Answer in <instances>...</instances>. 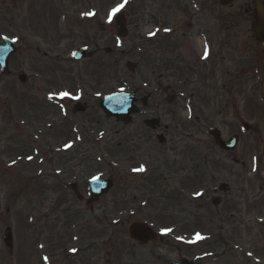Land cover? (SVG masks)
<instances>
[{"label": "rangeland", "instance_id": "1", "mask_svg": "<svg viewBox=\"0 0 264 264\" xmlns=\"http://www.w3.org/2000/svg\"><path fill=\"white\" fill-rule=\"evenodd\" d=\"M118 3L120 0H0V37L8 36L17 42V52L10 58L12 76L9 81L0 79V98L12 95L10 116L14 123L20 125L23 120L22 124H26L28 120L37 131L44 121H49L69 129L70 123L63 122L65 118L61 117L52 98L43 95L59 88L55 83L58 66L48 61L54 59L55 53L62 57L64 71L62 78L57 80L61 82L62 91L56 93L55 98L73 88L86 97L83 101L87 106L83 113L73 116L77 126H84L83 131L79 129L76 133L75 146L67 147L69 140L74 139V132L54 131L48 133L47 143L39 145L44 151L30 155L29 150L30 156L21 159V154L15 153L21 151L25 155L27 148L17 150L16 144L18 149L24 144L23 138L18 136L13 141V156L0 162V264L37 263L39 249L33 244L44 217L59 218V225L67 222L68 227H77L69 230L70 236L64 233L69 239L77 238L78 227L87 224L93 238L95 264H102L101 259H105L106 264H165L180 253L166 243L154 242L139 247L127 239L124 228H110L107 221L108 226L98 224L102 216L109 222L127 217L144 220L160 237L173 241L172 244L182 240L190 245L196 243V256L206 245L207 251L226 252L229 259L226 264H264V121L259 112H253L257 135L240 141L234 152L237 165L230 154L208 150L204 175L196 171L198 160L191 159L186 169L189 181L185 178L174 183V176L166 175L165 163L155 154L150 155L147 143L139 141L147 155L138 160L148 159L155 172L150 177H136V180L123 183L117 181L119 149L109 146L112 145L110 139L119 142L120 124L104 117L98 100L113 92L129 91L142 82L133 78L125 67L127 61H135V32L129 30L126 38L120 39L115 35L113 18L116 15L111 21L108 19L110 10ZM58 8L63 10L62 16H53L52 11ZM77 24L93 28L79 30ZM94 41L99 44V52L91 66L79 63L73 68L66 62L78 47L92 50ZM134 72H140V68ZM20 73L26 76L24 84L17 79ZM64 98L62 116L66 111L70 115L72 106L67 102L69 98ZM170 114L165 115L173 120L174 129L168 137H174L175 131L181 133L175 124L183 120L184 113ZM161 119L165 121L166 118ZM22 131L26 129L21 128ZM260 137L263 140L260 141ZM252 139L253 144H250ZM63 149L67 151L55 152ZM125 172L124 169L121 175ZM110 175L114 176L115 185L94 204V213L86 212L84 204H50L74 201L68 188L72 182L77 183L85 200L88 181L94 176ZM220 182L228 184L230 191L219 193L217 185ZM197 193L202 198L198 199ZM215 197L221 201L217 206L211 204ZM92 217H97L96 222ZM5 228H10L12 233L11 254L1 240ZM197 234L202 238L197 239ZM102 242L105 244L101 245Z\"/></svg>", "mask_w": 264, "mask_h": 264}, {"label": "flooded vegetation", "instance_id": "2", "mask_svg": "<svg viewBox=\"0 0 264 264\" xmlns=\"http://www.w3.org/2000/svg\"><path fill=\"white\" fill-rule=\"evenodd\" d=\"M263 1L127 0L120 12L126 29L133 30L137 36L133 41L137 52L133 70L129 71V74L142 82L129 90L133 92L137 113L132 115L129 123L118 122L120 172L126 170L125 174L121 175L122 183L129 179L136 180V177H150L155 172L148 159L138 160L140 156L147 155L146 148L142 147L139 141L147 143L150 155L155 154L165 163L166 175L174 176L172 179L174 183H179L185 178L189 181L186 169L191 159L198 160L196 171L204 175V161L208 158L205 157V153L208 150L211 152L216 149L222 154H230L233 163L238 164L234 154L238 144L257 135L258 125L253 122V112H259L264 121V42L255 37L253 29L256 6ZM120 3H124V0H120ZM62 11L60 8L53 10V16H62ZM84 25L76 26L79 30L93 28L91 25ZM101 28L103 32V25ZM4 37L8 36H1L0 41ZM59 42L60 39L55 42L57 47ZM91 44L94 51L92 57L76 61L70 56L66 62L72 64L73 68L79 63L91 66L94 63L93 58L99 52L97 41ZM205 45L209 50L207 57L204 55ZM12 56L13 54L8 58L6 71L0 70V79L9 81L12 76L10 61ZM43 57L45 58V54ZM48 61L58 66L55 83L59 88L55 89L56 92H47L43 95L52 98L50 100L54 101L61 117L65 118L63 122L70 123L69 129L62 124L58 126L49 121H44L37 131L35 126L29 125L28 120L26 124H22L23 120L20 121V125L15 124L10 116L12 95H4L0 98V162L13 156V141L18 136L23 138L24 144L19 149L16 144L17 150L27 148L24 151L27 152L25 155L21 151L15 153L21 154V159L29 155V150L30 155H39L40 150L44 151L39 145L42 142L47 143V135L50 132L61 133L65 130L74 132V139L69 140V147L76 145V133L84 126H77L73 116L87 109L83 101L86 97L81 95L80 91L70 88L68 92L71 93V98L67 99V102L72 104L71 112L68 111L70 115H67L66 111L62 116L65 98L60 96L56 99L55 94L62 91L61 82L57 80L58 77L61 79L64 73L61 68L63 60L55 53L54 59ZM138 67L140 72L135 73ZM24 77L23 84L27 81L25 75ZM1 86L0 83V90ZM75 106L83 110L78 111ZM178 112L184 113L183 120L178 122L180 125L175 124L181 129V133L175 131L174 137H168L174 127L173 120L167 116ZM163 116L166 118L165 121L161 119ZM151 119L156 120L152 126L144 124V121ZM21 128L26 131L21 132ZM179 134L181 136H177ZM213 136L225 141L235 136V149L231 152L224 151L216 145ZM259 140L263 139L260 137ZM20 141L21 139L19 143ZM249 143L253 144V139ZM66 151L67 149L55 150L63 153ZM141 166L144 167L143 171H134ZM156 178L159 179V175ZM178 187L179 184L176 185V189ZM197 198H202V195H198ZM50 204L82 202L55 201ZM57 209L56 206L55 211ZM133 220L136 219L125 218L121 221L120 228L126 231L127 224ZM58 221L59 218L42 219V226L39 227L33 244L39 249L36 264H95L93 238L86 225L78 227L80 232L76 233L79 235L77 238L72 236L73 239H69L64 233L68 232L70 236L72 233L69 230L77 227H68L67 222L59 225ZM207 241L205 239V243ZM154 242L166 243V246L170 245L171 248L180 251L175 259L165 264L179 259H186L193 264H226L229 260L226 252L220 254L213 249L207 251L206 245L196 256V243L190 245L188 241L182 240L174 241L177 244L174 245L175 243L168 242L166 237H159ZM101 261L102 264H106L105 259Z\"/></svg>", "mask_w": 264, "mask_h": 264}, {"label": "water", "instance_id": "3", "mask_svg": "<svg viewBox=\"0 0 264 264\" xmlns=\"http://www.w3.org/2000/svg\"><path fill=\"white\" fill-rule=\"evenodd\" d=\"M115 24L117 25L116 35L120 38H124L127 34L121 17L118 15L115 19ZM254 35L257 39L264 41V1L258 3L255 11V18L253 23ZM4 43H0V69L5 72L7 67V61L9 55L15 52L13 40L4 39ZM108 52V49L105 50ZM92 52L88 51L85 48L77 49L73 54L72 58L74 60H80L82 58L91 57ZM127 68L131 69V64L126 63ZM19 81L23 83L24 75L21 74L18 76ZM133 93H123L116 92L109 95H106L99 101V107L108 118L113 117L116 121H121L128 123L131 119L130 115L137 112V109L133 105ZM78 111H82V108H76ZM156 120H146L144 123L148 126H152ZM214 133V131H211ZM216 134V133H215ZM215 143L225 151H231L234 149L236 144V137H232L228 141H222L219 137L213 136ZM72 189L74 190L77 198L80 199V196L75 189V184H71ZM113 187V181L108 178H96L91 179L88 185L89 197L87 199V204H90L97 200L100 196L105 195ZM219 190L227 191L228 186L226 184H221ZM212 203L217 204V200L214 199ZM128 235L130 239L138 241L139 244H146L148 241H154L157 236L156 234L144 223L141 222H132L128 225ZM3 242L6 247L12 251V236L9 229L3 234ZM182 262H187L185 260H178L172 262L171 264H181ZM189 263V262H187Z\"/></svg>", "mask_w": 264, "mask_h": 264}, {"label": "snow or ice", "instance_id": "4", "mask_svg": "<svg viewBox=\"0 0 264 264\" xmlns=\"http://www.w3.org/2000/svg\"><path fill=\"white\" fill-rule=\"evenodd\" d=\"M127 3V0H124V3H118L115 7H113L111 10H110V12H109V15H108V19H109V21H111L112 20V18L117 14V13H119L120 11H121V9H123L124 7H125V4ZM93 13H85V15H92ZM165 31H168V29H165ZM155 33H150V35H154ZM4 39H7V37H5ZM209 54V50H208V46L207 45H205V53H204V55H205V57H207V55ZM61 97H68V98H71V93H69V92H67V91H65V92H61L60 94H59ZM51 98V97H50ZM78 98V97H77ZM29 159H31V157H29ZM137 170H139V171H143L144 170V167L143 166H141L139 169H134V171H137ZM94 179H96L95 177H94ZM197 195H200V193H197ZM162 231H164V232H169V231H171V229H163ZM200 238H202V237H200V235L199 234H197V239H200Z\"/></svg>", "mask_w": 264, "mask_h": 264}, {"label": "trees", "instance_id": "5", "mask_svg": "<svg viewBox=\"0 0 264 264\" xmlns=\"http://www.w3.org/2000/svg\"><path fill=\"white\" fill-rule=\"evenodd\" d=\"M92 144V142L90 143ZM95 144V143H94ZM119 142L117 141L116 143H113L111 146H109V148H115V149H119ZM97 147V146H96ZM96 158H99V156H96ZM118 179V178H117ZM105 218V216H103ZM108 219V218H107Z\"/></svg>", "mask_w": 264, "mask_h": 264}]
</instances>
